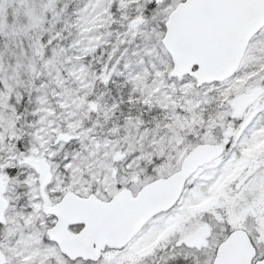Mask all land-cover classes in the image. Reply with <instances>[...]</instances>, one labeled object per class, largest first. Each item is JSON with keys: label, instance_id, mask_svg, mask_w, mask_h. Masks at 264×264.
<instances>
[{"label": "snow or ice", "instance_id": "6c2138e0", "mask_svg": "<svg viewBox=\"0 0 264 264\" xmlns=\"http://www.w3.org/2000/svg\"><path fill=\"white\" fill-rule=\"evenodd\" d=\"M0 264H264V0H0Z\"/></svg>", "mask_w": 264, "mask_h": 264}]
</instances>
